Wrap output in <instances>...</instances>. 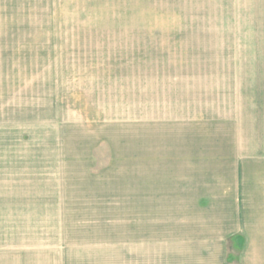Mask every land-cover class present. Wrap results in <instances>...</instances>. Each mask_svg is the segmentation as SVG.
I'll return each instance as SVG.
<instances>
[{"label": "rangeland", "instance_id": "obj_1", "mask_svg": "<svg viewBox=\"0 0 264 264\" xmlns=\"http://www.w3.org/2000/svg\"><path fill=\"white\" fill-rule=\"evenodd\" d=\"M0 5V163L17 172L0 175V264H145L217 204L162 200L175 179L224 190L245 238L227 264H264V0Z\"/></svg>", "mask_w": 264, "mask_h": 264}, {"label": "crops", "instance_id": "obj_2", "mask_svg": "<svg viewBox=\"0 0 264 264\" xmlns=\"http://www.w3.org/2000/svg\"><path fill=\"white\" fill-rule=\"evenodd\" d=\"M4 164L5 165L3 168L0 163V175L6 178L11 185L12 181L16 182L17 180L16 163L14 162V165H12V162L9 159V161ZM6 170H8V172ZM12 175L14 176V178H16V180L14 178L12 180ZM233 181L237 182L236 185H242L241 181ZM178 182L179 180L175 179V184L172 185L173 187L169 189V192L162 193L163 196H167L162 200L171 202L179 201L185 203H208L209 201H214V203L217 204L205 209H201L200 207L195 208V210H199L198 212L194 211V213L197 215L196 223H199L197 225L192 222V215V217L187 215L185 217L178 218L179 221H175L176 225L173 228H169V230H172L173 234V236L167 239L170 248L159 247L161 251L157 253L158 250L156 249V244L160 241L157 238L151 240V243L153 244L151 246L154 248L153 250L155 251V253L149 255L152 256V258L151 260L149 258L145 264L229 263L227 241L231 243V247H233L235 250L239 249V251H241L245 245V238L243 236V233L241 232L242 229L240 226L242 217L240 211L237 210L235 206H228L227 204L223 203L224 200H221L220 197H215L218 195H222L224 190H216V192L214 191V198H212V192L210 193V190L206 191L205 193L204 190L195 189L193 186L191 188V184L186 181L183 183ZM236 189L234 190L233 194L238 191ZM238 192H240V189ZM156 196L157 194L154 195V200H157ZM229 209L230 211H228L227 213L226 210ZM208 210H212L210 213V217L214 219V223H212V225L210 224V227H200L201 223L198 218L204 217L205 212L209 213ZM227 217L230 220L228 223H226L225 221V218ZM236 219L238 221V228H236V226L233 227V222ZM143 248H145V245L143 246ZM157 258H159L160 260H157ZM234 258H236V256Z\"/></svg>", "mask_w": 264, "mask_h": 264}]
</instances>
